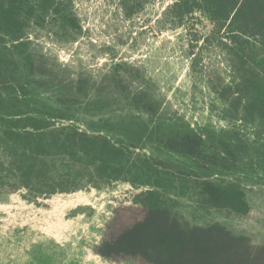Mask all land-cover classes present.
<instances>
[{
  "label": "trees",
  "instance_id": "trees-1",
  "mask_svg": "<svg viewBox=\"0 0 264 264\" xmlns=\"http://www.w3.org/2000/svg\"><path fill=\"white\" fill-rule=\"evenodd\" d=\"M70 4L0 0V192L47 197L126 182L139 189L132 201L139 216L117 230V217L110 219L92 246L104 260L264 264V240L219 221L191 223L174 208L178 197H194L202 208L245 215L242 181L264 183V0L168 7L174 27L200 12L224 33L235 76L219 97L234 121L220 130L165 117L147 87L130 86L126 70L111 69L92 86L51 61L30 34L56 28L75 40L80 26Z\"/></svg>",
  "mask_w": 264,
  "mask_h": 264
},
{
  "label": "rangeland",
  "instance_id": "rangeland-1",
  "mask_svg": "<svg viewBox=\"0 0 264 264\" xmlns=\"http://www.w3.org/2000/svg\"><path fill=\"white\" fill-rule=\"evenodd\" d=\"M173 1L70 0L80 26L75 40L56 35V28H34L30 38L51 61L83 82L99 86L111 69L121 68L133 89L147 87L160 101L165 117L194 127L227 129L234 120L223 115L219 93L235 75L224 33L200 12L172 26L166 13ZM73 124L85 128L83 121ZM242 183L250 204L245 215L202 208L194 197H178L174 208L191 223L219 221L261 242L264 183ZM138 191L126 182L47 197L1 191L0 264H142L112 263L92 249L113 216L114 230L139 216L140 208L132 203Z\"/></svg>",
  "mask_w": 264,
  "mask_h": 264
}]
</instances>
